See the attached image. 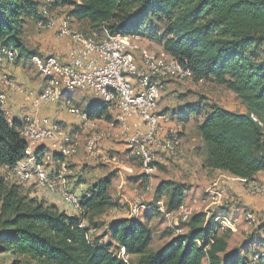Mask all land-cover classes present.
I'll list each match as a JSON object with an SVG mask.
<instances>
[{
  "label": "trees",
  "instance_id": "obj_1",
  "mask_svg": "<svg viewBox=\"0 0 264 264\" xmlns=\"http://www.w3.org/2000/svg\"><path fill=\"white\" fill-rule=\"evenodd\" d=\"M50 2L51 10L69 7L67 16L83 24L86 35L103 29L111 35H152L163 52L186 62L190 80L225 86L245 107V114L188 105L177 121L202 116L196 131L206 148L204 169L245 181L264 171V0ZM42 7L39 0H0V46L15 50L17 61L35 54L25 44L23 31L27 21L41 18ZM108 112L96 102L87 114L91 121H108ZM21 126L9 122L0 110V170L26 158ZM110 184V177L96 182L80 198L81 214L69 217L28 198L20 185L0 177V254H8L16 264H264L263 257L252 261L257 252L228 250L230 230L207 221L204 213L193 214L178 229L181 233L165 230L162 235L169 240L156 251L151 250L148 224L136 219L111 221L102 237L90 240L93 219L117 208L108 194ZM184 192L181 184L162 181L153 201L164 200L168 212L177 211ZM82 221L87 225L79 229ZM107 236L109 241L103 243ZM121 249L127 263L117 257Z\"/></svg>",
  "mask_w": 264,
  "mask_h": 264
},
{
  "label": "built area",
  "instance_id": "obj_2",
  "mask_svg": "<svg viewBox=\"0 0 264 264\" xmlns=\"http://www.w3.org/2000/svg\"><path fill=\"white\" fill-rule=\"evenodd\" d=\"M39 14L41 18L35 23L36 31L54 32L57 37L68 39L70 46L64 63L53 57L30 58V63L45 82L31 106L37 109L42 104H54L63 100L68 112L81 119L86 158L115 166L118 163L115 155L103 152L99 147L111 135L97 131L95 121L89 120L86 114L71 106L66 98L67 93L75 90L88 91L109 112H116L117 121L123 126L122 136L129 156L138 161L143 175L150 176L156 171L157 164L176 159L181 144V128L173 126L168 114L159 111V102L166 82L191 79L190 71L185 68L186 62L163 51L152 53L141 48L139 36L111 35L104 29L86 35L74 28V21L67 14H49L43 7ZM17 58L15 50L0 46V67L14 65ZM0 87L25 93L1 68ZM6 100V94L0 91V109L4 108ZM6 117L8 119L7 113ZM251 118L256 121L254 116L251 115ZM8 121L11 122L10 119ZM129 122L134 128L131 133L127 126ZM21 123L19 134L26 143L25 163L5 168V171H0V177L5 183H10L12 179L20 186L34 181L37 189L56 195L75 210H80V198L58 184L69 173L67 166L62 163L55 177L50 176L46 170L54 156L63 159L76 156L79 152L78 143L60 125L50 123L47 119L25 116ZM42 146L46 150H40ZM242 183L248 195L264 197V185L256 181L242 180ZM146 210L159 214L164 220L175 218L179 223L188 222L194 214L193 207L183 205L177 211L168 212L164 200L144 205L143 196H136L129 207L127 218L137 219ZM116 212V209L110 211L111 214ZM243 219L247 225H255L257 222L255 215L250 212L244 213ZM231 224L224 219L220 227L232 230ZM85 227L84 221L78 226L79 229ZM91 232L92 230L88 231L87 238ZM197 244L200 245L199 242ZM117 257L124 263L128 261L123 249L118 251ZM260 257L264 258V248L263 252L259 251L254 255L252 261L255 262Z\"/></svg>",
  "mask_w": 264,
  "mask_h": 264
},
{
  "label": "crops",
  "instance_id": "obj_3",
  "mask_svg": "<svg viewBox=\"0 0 264 264\" xmlns=\"http://www.w3.org/2000/svg\"><path fill=\"white\" fill-rule=\"evenodd\" d=\"M23 39L25 44L28 42L29 45H33L34 52H36L35 50H37V53L40 54V57H53L59 62H65L70 46L68 39L59 38L54 32L39 33L36 31L35 27L32 28L30 21H27L24 25ZM41 54H43V56ZM23 60L24 59H21L18 64L16 63L14 65H2L0 67L4 73H7L25 91V93L21 94L13 89L0 87V91H3L7 97L4 108L0 110H2L4 113L6 112L8 119H10L11 121L22 122L25 116H34L35 118L47 119L50 123H57L58 125H60V127L67 134H69V136L75 142L78 143L79 152L76 156L68 159L54 156L52 163L46 168L47 173L50 176L55 177L59 172L60 165L64 163L67 166L69 173L64 177L63 181L58 182V184L69 192L75 194L79 198L85 195L96 182L101 179L110 177L111 184L108 188V194L117 204L116 197H119L118 191L122 190L124 185L122 177H120L119 174L114 173L115 170L110 172L109 170L105 169L106 165H102L95 160L86 158L84 154L85 134L81 130V119L79 117L71 115L68 112V108L63 100L54 104H42L37 109H34L31 106L32 100L34 99V97H37L40 94V92L44 88L45 82L40 75L38 76L36 74H33V72L29 70L28 65L24 63L25 60ZM163 97L164 95H161L159 108L161 107V100L163 99ZM66 98L70 101L71 106L76 107L74 104L78 105L80 108H76H78L82 113L88 116L87 113L92 108L91 105L84 106L83 108V106L78 103V101L73 99L72 94L70 95V98L68 95H66ZM225 110L238 114L246 113V109L241 103H239L237 110ZM170 113L172 114V116H175L174 118H176L178 114H183L185 113V111H170ZM93 121H95L97 124L102 122V120ZM127 126L129 129V133L134 131L132 123L129 122ZM100 129L106 131L103 126L100 127ZM119 130L120 129L113 132L115 137H110L100 143V150L103 152L124 154V159L132 160L134 162L133 164H128L127 161H121L122 163L120 164L119 168L128 172V178H130L131 180H136L138 177H141L140 165L137 160L129 157L128 154H125V152L128 151L125 144V138L122 136L123 128H121L120 131ZM43 146L39 149L41 150L45 148L43 150H46V147ZM188 147L189 146L184 144L183 148L185 152H187ZM196 160H200V162L198 163L199 173H190L192 188H190V190L184 188L185 192L183 205L185 204L187 198H190L189 196H191L192 198H197L196 200H205L202 205L204 207L203 210L199 211L198 213H204L206 215L207 221L210 220L213 223H216L218 226H220L222 220H229L232 223L231 228L233 231L232 233L230 231V238L238 237V235H241L244 231L247 230L248 225L245 224V221L243 219L244 213L250 212L254 214L257 222L252 226V228H250L252 230L254 229V235L253 233L250 235H253V237L251 239L249 237L250 241L244 239V242L247 241L248 243H241L239 246L234 245L232 247L229 246V239L228 250L240 248L242 252H248V255H250L252 252H259L262 248H264V197L248 195L245 192V187L241 179L235 178L221 171L204 169L202 167L203 161L201 160V158L198 157L196 158ZM23 163L25 162L23 161L19 165ZM167 164L168 163H166L165 161L157 164L156 170L167 171V169L170 168L167 166ZM189 165L190 163L188 160L185 161L184 159H182L181 161H179V164L177 163L176 166H173L177 170H174V174H178L177 178L186 176V173H189ZM5 170L6 169L3 168L0 171L3 172ZM168 171L171 172L172 170L168 169ZM188 176L189 174H187V177ZM162 181L170 180L166 179ZM251 181H256L264 185V171L255 174ZM159 183L155 185V188ZM22 187L26 190L24 194L27 195L28 198L42 202L48 207H55L58 212H63L69 217L79 216L81 214L80 210H75L70 204L62 201L60 197L37 189L34 185V181L26 185H22ZM115 187L117 189V196H115ZM113 188L114 190H112ZM33 191H35V193ZM130 202L129 207L131 205ZM153 203L154 201H152V199L146 201V205H152ZM116 210L117 212L114 215H111L112 217L110 216V214L109 216H107V214H103L93 219V221L99 220L100 222H103L104 229L106 230L109 222L118 219H128L127 216H125L118 209V207L116 208ZM108 213H110V211ZM152 214H154V212L151 210L143 211L142 216L140 217V219H138V221L146 222L150 228V219L152 217ZM178 229L179 227L167 230L172 231L174 234H178ZM162 234L163 232L159 235L161 238L160 242L163 241L161 243V246L169 240L168 237L163 236ZM105 238L106 237H104L103 240ZM202 264L207 263L206 261H203Z\"/></svg>",
  "mask_w": 264,
  "mask_h": 264
},
{
  "label": "rangeland",
  "instance_id": "obj_4",
  "mask_svg": "<svg viewBox=\"0 0 264 264\" xmlns=\"http://www.w3.org/2000/svg\"><path fill=\"white\" fill-rule=\"evenodd\" d=\"M50 1L52 0H49V1L39 0L41 7L43 6V8L46 9L47 13L49 14L52 13V14H57V15H61V14L65 15L68 13L69 7L59 8L55 10H51L50 7L48 8V3H51ZM70 1L80 4L82 0H70ZM30 22H31L32 28L35 27L34 21H30ZM72 25L74 26V28H76L81 33L83 34L88 33L82 24L73 22ZM26 44L29 47V49H34L32 44L29 45L28 42ZM139 46L141 48L151 51L152 53H159L162 51L157 40L154 37H152V35H149L147 33L142 34V38H141ZM35 51H36L35 54L31 55L29 59H24L25 60L24 63L28 65L29 70H31L33 74H36L39 76L40 74L37 72L34 66L30 63L31 57L33 56L40 57V54L37 53V50ZM41 55L43 56V54ZM40 58L44 59L46 57L43 56ZM19 62L20 60L17 61L16 63L18 64ZM162 93L163 94L161 95H164V97L161 100V107L159 108V111H161L162 114L167 112L166 114H168L167 116L170 119V123L173 126L176 125L181 128L180 129L181 144H180L179 155L176 159L165 160V162L168 163L167 166L170 167L168 169L172 171L169 172L167 168H165L167 169V171L156 170L150 176H145L141 173V177H138L136 180H131L130 178H128V175H129L128 172L119 168V166L122 163L121 161H125V162L127 161L128 164H133L134 162L130 159H124V156H125L124 154H119V153L115 154L112 152H106V153L114 154L118 162V163H115V166L112 164H107V165L105 164L107 167V168L105 167V169L109 170L110 172L115 170L114 173L119 174L120 177H122V181L124 183L123 189L118 191L119 197H116V198H117V204H118L117 207L125 216L128 215L129 202L131 201V199L133 200L136 196H143L144 205H146V201H148L149 199H152L153 201V195H154L153 191L155 190L154 189L155 185L159 183L160 181L168 179L170 180V182L181 184L185 189L190 190V188H192L191 179H190L191 174L199 173L198 163L200 162V160H196V158L199 157L203 161L205 158V154H206V148L204 144L202 143V141L200 140L199 135L196 131V125L201 123L202 116L199 117L197 115L194 116V114H192L189 117L188 122L184 123L182 120L180 122L177 121L179 115L175 119H171L172 114L170 113V111H175V112H178L181 110L186 111L185 107H187L188 105L190 107H195V109L199 107L204 110H207V108L213 107V106L218 107L223 110L225 109H231V110L236 109L237 110L238 105L240 103L237 97L231 91H229L225 86L218 85L214 81H208L204 83H197L196 81H192V80L169 81L165 83L164 90ZM71 94H72L73 99L78 101V103H80L83 106V108L84 106H87V105L93 106L96 103L95 98L88 91H85V90L72 91L70 93H67L69 98ZM74 105L76 107H79L76 104ZM180 115L182 116V114ZM108 116H109L108 121L103 119L102 122L99 124L95 122L94 127L97 129V131L106 132L110 134L112 138V137H115L113 132H115L118 129L121 130L123 126L119 124L118 121H116L117 118H116L115 111L108 112ZM102 126L104 127V129H106V131L100 129V127ZM184 144L189 146L187 148V152L184 151V148H183ZM125 154L126 155L128 154L129 156V152H125ZM182 159H184L185 161L187 160L189 161L190 163L188 167L189 173H186V176L177 178L178 174L177 175L174 174V170L176 169L173 166H176L177 163L179 164V161H181ZM163 167H166V166H163ZM187 174H189L188 177H187ZM14 182L15 181L11 179L10 183L8 184H15ZM21 188L24 189L22 186ZM112 190H114V188ZM25 191L26 190L24 189L23 192L25 193ZM116 191L117 189L115 187V196H117ZM33 192L35 193V191ZM189 197L190 198H187V200L185 201L184 207H193L194 214L196 212L198 213L199 211H202L204 208L202 205H203V202H205V200L204 201L201 199L196 200L197 198H192L191 196ZM130 203H132V201ZM108 212L109 210L105 213L107 214V216H109V214L110 216L114 215ZM141 216H142V212L136 220L140 219ZM150 220H151L150 228H151V233L153 236L152 245H151L152 251H156L161 246V243L163 241L160 242L161 238L159 235L162 232H164L167 229H171V228H176V227L182 228L183 227V223L182 224L179 223V221L175 220V218H172L169 221L164 220L162 216H160L159 214L155 212L154 214H152V217ZM85 225L87 224L85 223ZM90 226L92 228L91 229L92 232L89 234L88 237L92 241L96 238L102 237V235L106 231L104 229L103 222H100L99 220L93 221L92 225H89V227ZM252 226L253 225H248L247 230L244 231L241 235H238V237H235V238L231 237L229 240V246L230 247L234 245L239 246L241 243H248L247 241L244 242V239H247L248 241H250V239L253 237L255 232H253L254 229L253 230L250 229L252 228ZM230 231L231 233L233 232L232 230ZM252 233L253 235L250 236ZM109 239L110 238L107 236L103 240V243H107ZM260 251L263 252V248ZM0 264H16V263L12 261V258L8 254H0Z\"/></svg>",
  "mask_w": 264,
  "mask_h": 264
}]
</instances>
